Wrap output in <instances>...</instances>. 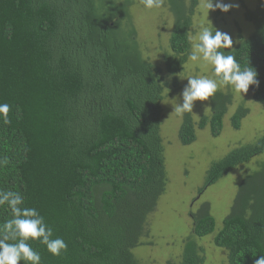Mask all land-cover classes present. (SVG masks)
Masks as SVG:
<instances>
[{
    "label": "trees",
    "instance_id": "trees-1",
    "mask_svg": "<svg viewBox=\"0 0 264 264\" xmlns=\"http://www.w3.org/2000/svg\"><path fill=\"white\" fill-rule=\"evenodd\" d=\"M167 1L175 24L173 55L164 62L175 76L188 62L198 1ZM241 4L253 33L222 51L255 69L259 85L248 91L264 105V0L253 9ZM131 6L130 0H0V103L11 106L7 122L0 116V191L21 193L23 206L36 208L52 227V238L66 242L55 256L29 238L41 264H139L134 251L166 193L164 78L142 56ZM231 105V94L216 92L211 116L198 127L184 112L181 144H194L197 129L219 138ZM247 113L237 110L235 130ZM263 154L264 138L213 164L200 194ZM12 215L0 205V238ZM192 219L181 264H204L194 238L215 234L216 220L209 204ZM214 244L228 252L229 264H255L264 255V162L239 186Z\"/></svg>",
    "mask_w": 264,
    "mask_h": 264
},
{
    "label": "rangeland",
    "instance_id": "rangeland-1",
    "mask_svg": "<svg viewBox=\"0 0 264 264\" xmlns=\"http://www.w3.org/2000/svg\"><path fill=\"white\" fill-rule=\"evenodd\" d=\"M130 1L135 40L142 56L158 67L164 78L161 137L168 178L166 193L148 219V236L142 241L144 245L134 251V255L139 264H181L185 246L193 238L192 215H196L205 204H209L211 215L216 220V233L202 239L194 238V241L203 249L204 264H229L228 252L215 246L214 237L222 230L224 220L231 213L239 186L248 174L258 169V164L264 162V154L249 164L240 166L215 185L207 187L201 194L200 190L205 187L207 173L213 164L237 149L254 145L264 138V105L255 102L252 91L240 93L234 86L221 85L217 92L232 96V105L224 119L223 133L219 138H213L209 128L204 131L197 129V141L190 146H183L179 132L184 113H176L175 104L183 102L181 93L188 78H216L214 66L202 59H188L179 74L169 75L164 61L166 55H173L170 38L175 21L168 1L165 0L162 7L153 9H146L140 0ZM192 1L186 0L188 5ZM197 1L190 35L191 51L193 44L199 42L198 33L205 26L227 32L233 38V47L238 42L240 44L239 35L249 38L253 33V25L244 19L241 2L253 9L257 0H225L234 6L220 15H217L220 10L207 11L206 0ZM175 83L178 90H175ZM211 99L212 97L207 101L195 102L192 115L197 127L203 116H211ZM241 106L248 113L237 131L233 128L232 118Z\"/></svg>",
    "mask_w": 264,
    "mask_h": 264
},
{
    "label": "clouds",
    "instance_id": "clouds-1",
    "mask_svg": "<svg viewBox=\"0 0 264 264\" xmlns=\"http://www.w3.org/2000/svg\"><path fill=\"white\" fill-rule=\"evenodd\" d=\"M146 9L160 8L165 0H140ZM234 5L225 0H206L207 11L220 10L227 13ZM191 39V38H190ZM198 43L193 44L188 59L200 61L214 66V75L219 77L192 76L187 79L181 96L182 103H176V113L193 112L196 101H207L213 97L221 85L234 86L240 93H247L250 86L259 85L257 72L250 67L242 68L235 56L225 53L222 49H232L233 38L227 32L203 27L198 33ZM175 101V100H173ZM11 106L0 103V116L7 122ZM7 204L12 212V218L4 224L6 234L0 238V264H20L22 260L31 264H41V255L27 242L29 238L39 240L47 250L59 256L67 250V244L62 238H52L53 229L36 208L25 207L24 196L15 191H0V205ZM8 241H15L10 243ZM255 264H264V255L255 260Z\"/></svg>",
    "mask_w": 264,
    "mask_h": 264
}]
</instances>
